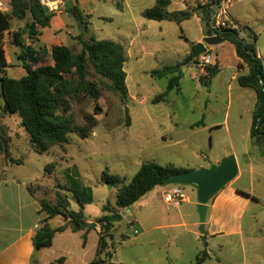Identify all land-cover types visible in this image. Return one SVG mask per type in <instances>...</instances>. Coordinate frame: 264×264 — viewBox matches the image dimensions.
I'll return each mask as SVG.
<instances>
[{
  "label": "rangeland",
  "instance_id": "rangeland-1",
  "mask_svg": "<svg viewBox=\"0 0 264 264\" xmlns=\"http://www.w3.org/2000/svg\"><path fill=\"white\" fill-rule=\"evenodd\" d=\"M45 1L47 4L49 1L53 2L49 8L57 13L63 11V14L66 11L65 0H57L58 6L55 0ZM0 2L7 6L5 0ZM41 2L43 3L42 0ZM116 12L115 4L100 2L95 14L87 20L90 21L87 29L72 12L62 15L61 19L73 32L66 38L72 51L79 53L82 49L77 35L84 40L95 38L116 41L120 26L130 25L122 24ZM229 12L241 17L243 22L233 23V28L241 32L248 43L254 45L264 65V0H233ZM107 13L110 18H104ZM24 22L13 17L12 29L23 26ZM154 24L147 34L148 38L139 40L140 52L133 50L125 64L130 96L128 102L124 103L120 94L109 88L111 81L96 74L89 63V79L99 82L102 94L98 99L74 101L72 114L78 124H83L85 112H93L96 106L101 108L93 133L87 138H82L76 132L70 133L69 143L63 146L55 144L43 153L32 150L24 139H20L19 152L10 146L14 158L23 157V166H18V170L23 175L39 179L32 186L45 198L43 200L54 204L63 203L65 200V206L69 210L78 211L79 204L72 192L59 186L68 189L76 179L82 186L90 187L94 202L89 206V213L99 212V221L102 215L110 213L102 210L105 205L116 207V188L110 189V186L100 182L105 170L121 176L128 182L146 161L186 168L196 161H205L222 153L235 154L240 159L242 171L234 181V187L247 189L258 199L244 211L240 221L245 228L256 224L255 235H264V157L261 151L263 141L251 138L252 114L256 100L246 96L253 92L252 89L241 87L233 78L237 69L231 45L224 43L220 47L209 46L212 62L218 65L219 73L213 77L211 83H203L194 62L185 63L188 58L185 51L190 45L189 40H196L201 35L202 23L196 18H190L180 24L173 21H164L161 25ZM133 33L135 32L129 31L126 36L130 38ZM11 36L10 33V36L6 37L4 45L9 64L8 74L20 78L26 74V70L18 58L19 48L11 43ZM53 38L50 36V30L43 36L44 41L50 44L53 43ZM36 45L37 42L35 47ZM177 64H181L180 70L183 74L179 81L180 89L172 90L167 96V101L153 102L157 95L167 90L169 78L177 73L159 77L152 75L150 71ZM200 122H204L205 126L192 128L193 124ZM251 161L252 173L247 166ZM48 164L54 165L46 168ZM162 189L157 187L155 190ZM182 189L187 195L192 192L189 186H182ZM140 204L133 205L128 213L123 214L121 220H113L110 235L107 236L109 247L100 255H97L96 233H91L87 254L92 259L96 258L92 264H119V261L133 264L131 257L138 252L139 246L136 245L137 240L134 237L137 234L131 225L135 215L142 211ZM191 208L195 212L197 205H192ZM87 213L85 214L88 216ZM59 223L61 220L51 221V228L55 230ZM199 226L196 229L200 234V242L206 248ZM238 245L223 252V264L242 261L244 254L239 242ZM139 264H147V261L142 260Z\"/></svg>",
  "mask_w": 264,
  "mask_h": 264
},
{
  "label": "crops",
  "instance_id": "crops-1",
  "mask_svg": "<svg viewBox=\"0 0 264 264\" xmlns=\"http://www.w3.org/2000/svg\"><path fill=\"white\" fill-rule=\"evenodd\" d=\"M5 1L7 2L8 0ZM42 1V4L48 8L51 7L50 5L53 3L49 1L47 4L45 0ZM55 1L58 6V1ZM102 1L103 4H115L117 18L121 20L122 24H130L127 27H123V25L120 26V34L116 40V42L126 47L128 58L130 53H133V50L140 52L139 40L143 37L148 38L147 34H149L151 27L155 25L154 23L161 25V23L164 22L150 20L143 16V12L147 8L153 7L157 0H66L64 2L66 7L79 6L85 16L89 15L91 17L97 10V4ZM208 2L209 0H170L168 9L169 11L185 10L188 8L194 9L198 5H206ZM215 8L216 4H213L210 12L212 22V14L213 11L216 10ZM49 9L51 10V8ZM66 11H64L63 14H61L63 11L57 13V15L52 18L51 25L42 29V35L39 37V40L33 43L35 46L37 42L36 48L39 49L41 46H45L49 50L48 55H50L53 45L64 44L69 46L66 38L73 34V32L70 26L61 19L62 15L68 14ZM230 16L234 23L243 22L241 17L234 13H230ZM203 17V14L199 10L195 11L191 17L196 18L202 23L201 35L197 37L196 40H189L190 45L185 51L186 56H189L192 45L202 41L205 36H208L205 28L209 19H204ZM104 18H110L108 13ZM89 19L90 18H86V21ZM56 20H58V22H55ZM211 21L209 25L210 29L212 27ZM21 27L22 25L18 26L16 30L15 28H11L10 32L6 33L4 45L6 43V37L10 36L11 33V38L13 39L14 31L19 30ZM159 28H161V26H159ZM47 30H50V36L54 37L52 44L46 43L43 39ZM128 30L130 32H135L130 38L126 36V34L129 33ZM239 37L245 39L241 32L239 33ZM25 38L28 44L31 43L27 36H25ZM11 43L14 45L13 41ZM224 43H229L233 49L235 66L237 69L233 78L238 82V76L247 74L249 72V66L244 63L243 66L239 68V63H243V60L238 57L232 42L225 40L214 46L220 47ZM142 46L144 47V45ZM143 49H145V47ZM212 65H214L213 62ZM196 67L199 69L201 77L205 76L200 68L198 66ZM6 73L10 76L8 74V68ZM243 88L251 89L249 87ZM246 96H251L257 100L254 90ZM15 115L18 114H11L4 109L3 100L0 96V264H53L59 258H63L61 264H92L96 258L92 259L89 254H87L90 235L92 232L96 233L95 236L97 237L98 249L102 225H98L96 228H81L77 231L73 230L71 226H67L63 231H57L55 233L52 246L42 249H37L35 247V234L44 225V219L47 217V213L41 210V201L45 198L34 190L32 186L37 183L39 179L31 175H23L18 170V166H23V157L14 158L10 152L11 148L19 152L18 144L20 139H24L27 145H30L31 149L35 151V147L30 142L29 134L21 124V118L19 115ZM201 126H205V123L199 126L193 124L192 128ZM14 141L18 142L14 143ZM10 146L12 147L10 148ZM229 154L230 153H222L217 157H209L205 159V161H196L186 168H180L189 170L207 167L210 161L219 162L223 157ZM237 160L239 164L238 176L209 203V210L205 222L207 231L206 248L201 244L200 234L196 229L200 225L199 214L196 208L195 212L191 208L192 205L194 207L197 205L196 190L193 187H191L192 192L188 195L185 194L186 197L179 205L168 203L163 198L165 187H161L163 188L162 190H155L160 186L155 187L137 201L136 203H141L142 211L135 215L132 222L138 231L134 239L137 240L136 245L139 246L137 248L138 252L131 257L133 264H139L142 260L147 261V264H194L197 256L203 252L208 253L209 257L202 264H223V258L221 256L223 252L228 248L232 249L238 247V242L244 255L241 262H234V264H264V235H255L256 224L249 225L245 228L240 221L244 211L253 201L258 199L253 196L252 193L248 192L247 189L234 187V181L239 177L242 171L239 157ZM247 166L252 173V161L249 162ZM240 191L246 192L249 195L243 194ZM62 202L65 206L66 201L63 200ZM93 202L94 198L91 203L84 205L83 212L85 222H97L99 224L97 218L100 217V213H89V206H91ZM132 206L127 210L120 209L119 213H128L130 209H132ZM85 213H87L88 216ZM55 219L57 221L61 220L58 227L69 222V218L58 215L48 221L50 227L51 221ZM119 264L124 263L119 261Z\"/></svg>",
  "mask_w": 264,
  "mask_h": 264
},
{
  "label": "trees",
  "instance_id": "trees-1",
  "mask_svg": "<svg viewBox=\"0 0 264 264\" xmlns=\"http://www.w3.org/2000/svg\"><path fill=\"white\" fill-rule=\"evenodd\" d=\"M6 3L7 10L0 9V96L4 109L11 114L19 115L22 126L30 136L31 144L39 153L48 151L55 144L63 146L69 143V134L73 132L78 133L82 138L89 137L98 124L97 115L101 113V108L96 106L93 112H85L83 124H78L72 114L74 101L84 102L87 99H98L102 94L99 82L89 79V63L92 64L96 74L111 81L109 88L118 92L122 101L126 103L130 98L126 83L127 72L124 67L128 60L126 47L114 40L95 38L84 40L78 36L82 45L79 53H74L68 45L56 44L51 47V54L48 56L49 50L45 46L38 49L33 43L39 40L42 29L51 25V20L57 12L43 5L41 0H8ZM216 3L217 0H209L206 5H198L194 9L169 11L170 0H157L153 7L143 12V16L150 20L173 21L180 24L190 19L194 12L199 10L204 19H209L205 31L207 35H211L210 12L211 6ZM66 10L72 12L82 24L86 25L85 28H88L89 21H86V18H90L89 15H83L76 5L68 6ZM13 17L25 21L19 30L14 31L12 39L13 44L19 47L18 57L26 70V74L20 78L8 76L6 73L9 64L4 48V37L12 28ZM25 36L30 39L31 43H27ZM221 36L234 44L238 57L243 60V63H239V68L244 63L249 66L247 74L238 76V83L256 92L257 100L252 117L251 138L262 139L261 151L264 157V86L260 79L262 75L264 81L263 62L258 57L254 45L240 38L236 28H225ZM250 51H254L256 55L253 56ZM34 66L37 68L35 69ZM180 69L181 64H177L150 71L152 75L159 77L177 73L169 78L167 90L157 95L153 102L167 101L169 93L174 89H179V81L182 77ZM218 71V65H209L207 75L202 76L201 81L209 84ZM127 123H130L129 115ZM201 124L204 122L196 123L195 126ZM53 165L48 164L46 168ZM186 170L188 169L173 164L160 165L155 161H146L128 182L117 174H112L107 170L103 171L100 182L116 188L117 193L116 207L105 205L103 210L110 213L102 216L98 221L103 224L97 255L109 247L107 236L110 235L113 214L119 213L120 209L131 208L134 203L169 176ZM59 188L66 189L64 186H59ZM67 188L74 194L80 209L78 211L69 210L61 202L53 204L42 200L41 210L47 213V217L44 219V225L34 237V245L37 249L52 246L57 231H63L67 226L77 231L81 229L80 224L85 222L83 208L85 204L92 202V189L82 186L76 179ZM58 215L69 218V222L53 230L48 225V221ZM208 257V253L203 252L197 256L194 264H202ZM62 262L63 258H59L53 264Z\"/></svg>",
  "mask_w": 264,
  "mask_h": 264
},
{
  "label": "water",
  "instance_id": "water-1",
  "mask_svg": "<svg viewBox=\"0 0 264 264\" xmlns=\"http://www.w3.org/2000/svg\"><path fill=\"white\" fill-rule=\"evenodd\" d=\"M225 41L221 35L205 36L202 41L192 45L186 64H190L196 57L207 52L208 46H214ZM250 53L255 56L254 51ZM264 86L263 76L260 75ZM239 174V164L235 154L223 157L219 162H209L207 167L189 169L169 176L158 186L167 187L171 185L189 186L196 190L197 209L200 219L199 230L203 234V242L206 240L205 222L209 210V203ZM111 188V187H110ZM110 205V204H109ZM123 214L115 213L113 220H121ZM103 222H83L80 224L82 229L96 228ZM38 251V250H37ZM115 264V263H111Z\"/></svg>",
  "mask_w": 264,
  "mask_h": 264
},
{
  "label": "built area",
  "instance_id": "built-area-1",
  "mask_svg": "<svg viewBox=\"0 0 264 264\" xmlns=\"http://www.w3.org/2000/svg\"><path fill=\"white\" fill-rule=\"evenodd\" d=\"M233 3V0H217L216 10L213 11L212 20L213 24L211 27V35H221L225 28H233V21L230 16L229 9ZM0 9L6 11L7 7L0 3ZM194 64L200 68V70L207 75V67L212 65V56L209 52V46L207 52L199 55L194 59ZM185 193L183 192L182 186L171 185L167 186L163 192V198L168 203H173L179 205L180 202L185 198ZM134 233H137V229L134 224L131 225Z\"/></svg>",
  "mask_w": 264,
  "mask_h": 264
}]
</instances>
